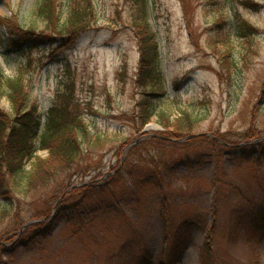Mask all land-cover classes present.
<instances>
[{
  "label": "rangeland",
  "instance_id": "obj_1",
  "mask_svg": "<svg viewBox=\"0 0 264 264\" xmlns=\"http://www.w3.org/2000/svg\"><path fill=\"white\" fill-rule=\"evenodd\" d=\"M36 1L0 0V16L15 17L25 29L46 31ZM62 1L65 19L68 4ZM146 1L168 94L159 98L160 106L175 119L180 116L176 100L184 108L196 103V134L202 137L187 147L170 140L158 117L150 124L155 127L146 131L134 121L141 57L132 28L138 12L135 0H94L96 26L64 49L59 44L15 48L14 34L0 23V67L8 78L26 70L28 92L39 104L43 121L56 93L71 84L93 134L109 137L94 160L85 161L88 168L83 164L86 173L80 181L100 184L122 167L119 181L92 202L103 201L104 214L95 211L70 223L61 219L50 234L37 236L29 245L20 246L28 239H17L14 251L3 241L10 229L5 220L0 227V264H118L115 254L124 246L126 261L131 255L137 262L145 256L152 264L170 261L176 254L162 232L161 193L152 186L155 166L172 195L175 223H196L189 243L177 254L179 264H205L202 250L209 235L216 264H264V240L258 245L254 229L241 224L253 210L264 208V146L240 144L248 134L264 139V0ZM243 22L253 27L251 46L241 35ZM217 45L233 48L230 72L222 67ZM0 108L10 112L6 97L0 99ZM211 137L237 145L217 146ZM134 141L139 145L130 152L133 148L127 145ZM39 155L47 157L46 152ZM25 167L31 170V163ZM42 202L39 199L36 206ZM3 204L0 196V208Z\"/></svg>",
  "mask_w": 264,
  "mask_h": 264
},
{
  "label": "trees",
  "instance_id": "obj_2",
  "mask_svg": "<svg viewBox=\"0 0 264 264\" xmlns=\"http://www.w3.org/2000/svg\"><path fill=\"white\" fill-rule=\"evenodd\" d=\"M68 13L65 19L61 16L62 0H37L36 13L46 23V31H40L36 26L23 28L16 18L0 16V23L14 34L12 45L23 49L25 45L59 44L58 48H68L79 36L93 29L97 23V12L94 0H66ZM138 12L132 18V28L135 29L139 39L141 57L137 73L136 83L140 88L134 115L137 128L140 131L146 129L155 117L172 137L170 140L178 147H187L201 141L197 132L199 120L195 117L192 103L189 106L179 104L180 116L172 119V114L160 106V99L166 98L167 91L163 88V76L158 69L159 44L157 35L148 17L147 1L135 0ZM241 35L247 38L250 46L252 43V28L248 23L241 24ZM47 42V43H46ZM233 48L222 50L216 46V52L221 57L224 70L230 72L232 65L231 55ZM26 70L21 68L14 78L4 76L0 67V99L6 97L10 102V112L0 108V196L4 204L0 208V227L5 220L9 225L4 242L13 245V251L17 249L19 238L28 239L25 245L35 242L37 236L50 234L57 222L66 220H84L89 214L97 211L105 212V203L94 205L96 197L103 195L111 185H115L121 177L119 167L113 175L107 174L103 183H83L80 181L86 173L85 161H93L98 150L104 148L109 142V137L104 134H93L80 110V105L75 97L73 85L66 84L57 94L54 105L43 115L39 104L34 101L28 92ZM163 134V133H160ZM164 135V134H163ZM145 138V136L143 137ZM151 140L155 137H150ZM212 143L222 147H234L228 141L211 137ZM145 142L146 140L141 139ZM138 141L128 146L130 152L136 151ZM243 148L248 145L255 147L264 146V139L254 138L248 134L244 137ZM239 146V145H238ZM124 149V147H123ZM122 149V151H123ZM46 152L47 157L39 155ZM122 155V153H121ZM126 160V157H125ZM27 163H31V170H26ZM86 166H84V165ZM122 166V165H121ZM88 168V167H87ZM119 170V171H118ZM159 166L154 167V183L152 186L161 193V224L165 236V242L172 245L173 255L171 260L164 264H179L177 254L182 251L190 241L191 229L196 223L191 221L175 223L172 216V195L166 190L163 183V172ZM102 174L101 176H104ZM162 177V178H161ZM80 181V182H79ZM218 186L219 184L216 183ZM220 186V185H219ZM103 188V190H101ZM44 200L36 206L38 200ZM58 205V206H57ZM57 206V209H56ZM255 211V212H254ZM249 219H244L241 224L254 229V236H259L260 245L264 240V208L262 211L253 210ZM56 213L53 219V215ZM82 222V221H81ZM80 222V223H81ZM27 227L23 230V227ZM82 225V224H81ZM238 227V224H237ZM213 228H211V231ZM253 236V237H254ZM211 235L207 236L204 244L205 264H216L213 257V245ZM254 240L250 239L252 243ZM24 246V245H23ZM3 243H0V254ZM127 246L117 252L118 264H152L150 258L144 257L140 261L131 258L124 259V251ZM114 255V256H115ZM138 258V257H136ZM249 264H258L250 260Z\"/></svg>",
  "mask_w": 264,
  "mask_h": 264
},
{
  "label": "water",
  "instance_id": "obj_3",
  "mask_svg": "<svg viewBox=\"0 0 264 264\" xmlns=\"http://www.w3.org/2000/svg\"><path fill=\"white\" fill-rule=\"evenodd\" d=\"M155 126H153V125H149V126H147L146 127V129H153ZM146 129H145V131H146ZM58 206V205H57ZM57 206H56V209H57ZM27 227V225H25L24 227H23V230L25 229ZM22 245H24V243H20V246H22Z\"/></svg>",
  "mask_w": 264,
  "mask_h": 264
}]
</instances>
